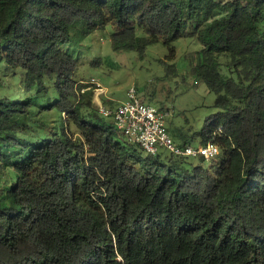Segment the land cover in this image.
<instances>
[{"label":"trees","instance_id":"trees-1","mask_svg":"<svg viewBox=\"0 0 264 264\" xmlns=\"http://www.w3.org/2000/svg\"><path fill=\"white\" fill-rule=\"evenodd\" d=\"M105 23L111 49L139 58L196 35L190 71L216 109L199 144L214 140L217 162L118 139L61 48ZM2 65L21 70L22 92L0 95V167L14 171L0 264H264V0H0ZM39 106L60 132L22 134Z\"/></svg>","mask_w":264,"mask_h":264},{"label":"rangeland","instance_id":"rangeland-1","mask_svg":"<svg viewBox=\"0 0 264 264\" xmlns=\"http://www.w3.org/2000/svg\"><path fill=\"white\" fill-rule=\"evenodd\" d=\"M115 31L106 23L97 28L79 27L73 33L75 41L61 45L63 51L76 59L75 80L81 81L80 85L90 79L98 82L102 90L98 95L99 102L106 108H114L126 101L128 90L135 87L141 101L165 113L167 130L177 143L198 145L203 122L216 109L213 107L215 94L190 71L191 66L197 62V51L201 48L196 35L189 32L187 36L178 38L172 43L173 51L161 42L149 45L145 56L139 58L135 51L116 52L111 49L110 34ZM137 33L145 34L142 29H138ZM88 85L95 90L94 85ZM21 92V70L2 65L0 95ZM21 120L24 131L22 134L32 138L52 132V128L53 131L60 132L64 127L54 110H46L40 106L33 108L31 114ZM118 139L128 143L120 134ZM160 153L162 157L169 154L166 151ZM219 157L220 153L215 158L206 160L204 165L217 162ZM13 175L11 163L0 167L1 203L10 202L6 188Z\"/></svg>","mask_w":264,"mask_h":264},{"label":"built area","instance_id":"built-area-1","mask_svg":"<svg viewBox=\"0 0 264 264\" xmlns=\"http://www.w3.org/2000/svg\"><path fill=\"white\" fill-rule=\"evenodd\" d=\"M82 84L81 91L91 89L92 86L88 84H92L96 96L102 93L100 84L94 79ZM96 105L99 113L110 120L118 134L138 145L145 154L155 155L166 151L177 157L211 160L220 153V147L214 140L196 146L177 143L167 130L165 113L141 101L135 87L128 90L127 100L114 108H106L100 102Z\"/></svg>","mask_w":264,"mask_h":264},{"label":"crops","instance_id":"crops-1","mask_svg":"<svg viewBox=\"0 0 264 264\" xmlns=\"http://www.w3.org/2000/svg\"><path fill=\"white\" fill-rule=\"evenodd\" d=\"M93 100H94L95 103L99 102V96H96V95H95V96L93 97Z\"/></svg>","mask_w":264,"mask_h":264}]
</instances>
